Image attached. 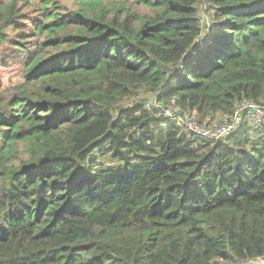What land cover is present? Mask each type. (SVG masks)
Masks as SVG:
<instances>
[{
	"label": "trees",
	"instance_id": "obj_1",
	"mask_svg": "<svg viewBox=\"0 0 264 264\" xmlns=\"http://www.w3.org/2000/svg\"><path fill=\"white\" fill-rule=\"evenodd\" d=\"M74 2L0 0L24 78L0 83V264L264 257V131L206 140L140 98L202 122L264 105V0Z\"/></svg>",
	"mask_w": 264,
	"mask_h": 264
},
{
	"label": "built area",
	"instance_id": "obj_2",
	"mask_svg": "<svg viewBox=\"0 0 264 264\" xmlns=\"http://www.w3.org/2000/svg\"><path fill=\"white\" fill-rule=\"evenodd\" d=\"M205 29L210 30L209 18L205 16ZM160 110L164 117L176 121L185 130L195 133L206 140H221L227 138L233 131L239 128L241 123L248 120L254 128L264 130V105L252 101H242L237 104L234 112L221 122H202L194 113L181 110L175 103L163 104L160 101L155 102L154 106ZM232 264H264V257L259 256L255 259L234 262Z\"/></svg>",
	"mask_w": 264,
	"mask_h": 264
},
{
	"label": "rangeland",
	"instance_id": "obj_3",
	"mask_svg": "<svg viewBox=\"0 0 264 264\" xmlns=\"http://www.w3.org/2000/svg\"><path fill=\"white\" fill-rule=\"evenodd\" d=\"M30 1L31 3H39L40 0H28ZM63 2H66V6H68L69 8L73 9V8H76L78 7V4H76L74 2V0H63ZM22 1L19 3V5L21 6L20 7V10H22V12L25 13L24 17H27V18H31L33 17V11H26V10H23V7H24V4L22 5ZM132 7L133 9L139 11L140 13H146L148 12V10L143 7V6H140L139 4H136L135 1H133V4H132ZM202 10V9H201ZM206 12L204 11H201V17H202V23L203 25H205V15ZM208 17V16H207ZM209 18V17H208ZM209 23H210V20H209ZM21 31L23 32H28V28L26 27V30H24V28L21 29ZM12 36H17V33L16 32H13L12 33ZM28 40H32V38L30 37V35H28ZM29 44V43H28ZM1 58V57H0ZM2 60V61H1ZM0 60V83L2 85V92H5V93H8L10 89H12L13 87H15L16 84L22 82L24 80L23 78V74H22V60H21V57H13V58H8V59H4L1 58ZM140 98H142L144 101L147 102V105L150 106V107H153L155 106V102L158 100V98L156 97V93L154 92H144L141 94ZM139 97L135 98V100H138ZM163 104H165V102H162ZM169 104V103H167ZM160 110L158 109V114ZM222 117L220 116H216L214 119H213V123H216V122H221ZM264 131V130H263Z\"/></svg>",
	"mask_w": 264,
	"mask_h": 264
}]
</instances>
